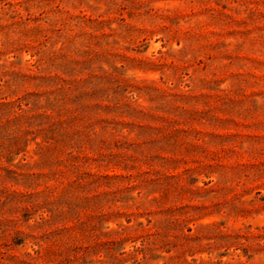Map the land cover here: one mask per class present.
Instances as JSON below:
<instances>
[{
  "label": "rangeland",
  "instance_id": "1",
  "mask_svg": "<svg viewBox=\"0 0 264 264\" xmlns=\"http://www.w3.org/2000/svg\"><path fill=\"white\" fill-rule=\"evenodd\" d=\"M35 29L41 34H35ZM96 40L97 50L109 52L110 62L95 63V68L85 64L81 74L79 66L72 72L67 62H84L88 57L82 52L94 47ZM31 46H40L47 55L54 51L57 65L44 62L37 69L32 65L37 56H32ZM97 66L110 71L116 67L114 73L128 85L122 92L125 102L153 107L159 116L170 115L166 102L202 114L208 110L204 119L193 122L200 132H188L199 138L200 145L195 151L199 153L190 155L187 167L195 168L196 160L219 162L223 167L214 169L209 177L194 175L192 190L182 192V201L175 203L183 205L188 214V221L181 220L175 232L184 228L183 232L190 235L185 254L179 259L169 258L181 251L172 248L169 252L155 251L142 261L141 254L132 256L133 245L138 243L128 241L99 247L100 256L85 250L77 254L70 251L75 259L70 264H264V0H0V77L7 73L5 79L10 80L8 73L16 72L51 78L50 87L41 88L33 81L23 84L18 80L21 85L9 82L10 87L5 88L8 98L52 91L57 87L56 77L77 85L89 80L88 72ZM88 80L83 83L85 87ZM211 116L220 122L207 124ZM124 121L131 120L125 117ZM129 138L135 139L136 132ZM34 148V142L30 143L25 161L33 162ZM22 157L19 153L12 163ZM90 162L86 169L102 174H135L147 167L136 165L125 170L123 165ZM179 166L177 172L185 167ZM8 180L0 190H25L21 181ZM137 194L134 191L131 195ZM153 195L158 196L154 193L150 197ZM141 202L137 198L134 203L130 200L111 206L115 210L121 205L123 212H131ZM144 207L157 209L155 204ZM0 208V222H5L13 210L7 201L0 203ZM89 213L80 212L83 219ZM39 214L28 221L22 212L15 214L20 221L10 227L9 235L6 233L9 247L4 264H19L20 260L68 264L64 253L58 258L49 253H61V249L45 238L38 243L31 237L24 244L13 243L16 230L42 235L43 230L34 226L40 221ZM125 220L111 217L99 230L109 232L112 239L116 235L111 231L119 223L126 224ZM138 220L145 222L144 217ZM107 249L110 256L104 255Z\"/></svg>",
  "mask_w": 264,
  "mask_h": 264
},
{
  "label": "trees",
  "instance_id": "2",
  "mask_svg": "<svg viewBox=\"0 0 264 264\" xmlns=\"http://www.w3.org/2000/svg\"><path fill=\"white\" fill-rule=\"evenodd\" d=\"M41 32L35 29V34ZM97 43L96 40L94 47L82 52L88 57L84 62L80 63L77 59L67 62L68 66H72V72L79 66L78 73L81 74L85 71L82 67L85 64L94 67L95 63L110 62L109 52L97 50ZM31 47L32 56H37L32 65L37 69H41L39 66L44 62L57 65L54 51L47 55L40 46ZM113 69L110 71L97 66V70L88 72L89 80L77 85L72 80L56 77L57 87L52 91L26 92L15 98H8L6 94L9 82L21 85L17 84L18 80L23 84L33 81L36 88H41L48 87L51 78L35 73L11 72L8 73L10 80H6L7 73L1 75L0 186H5L10 181L8 179H14L21 181L25 190H0V200L4 197L13 210H9L7 221L0 222V264H4L9 247L5 242L6 233L9 235L10 227L19 223L20 218L15 215L19 212L26 221L39 212L40 221H36L34 226L43 233L36 236L32 232L16 230L17 238L13 243L24 244L30 237L37 239L38 243L45 238L61 249V253H49L56 258L64 253L68 264L75 261L70 251L77 254L85 250L100 256L99 247L124 245L128 241L138 243L133 245L132 256L136 258L141 254L142 261L152 257L155 251L169 252L172 248L181 251L170 259H179L185 254L190 235L183 232L184 228L180 233L175 231L181 220L188 221V214L183 205L175 203L182 201V192L192 190L190 185L196 181L194 175L204 173L209 177L214 169L223 167L211 160H196L195 168L187 167L190 155L200 145L199 138L188 132H200L193 127V122H200L209 111L202 114L197 109L178 105L172 107L166 102L164 106H168L171 113L164 117L155 113L153 107L134 106L125 102L122 92L128 85L114 73L116 67ZM87 80L89 86L85 87L83 83ZM138 90L141 91V88ZM81 95H85L84 100H81ZM43 96L45 101L42 102ZM104 101L113 105H106ZM125 117L131 121L125 122ZM206 121L215 126L220 119L211 116ZM125 130L128 132L126 135L123 133ZM133 132H136V138L130 139ZM38 138L41 140L37 141ZM32 142L35 148L31 163L25 161L24 155ZM19 153H23V157L13 164ZM90 160L123 165L125 170L136 165L147 167L135 174H102L86 169V165L91 164ZM181 164L185 167L177 172ZM134 191H137V197L131 195ZM154 193L158 196L150 197ZM137 198L142 202L134 204L131 212H123L121 205L115 210L111 206L130 200L134 203ZM145 204H155L157 209L143 208ZM81 210L90 211L85 219L80 214ZM111 217L126 218V224L119 223L117 229L111 231L116 235L112 239L109 232L99 230L101 223ZM139 217H144L145 222L139 221ZM186 228L191 232L189 226ZM106 251L104 255L110 256L111 251ZM39 252L35 251L36 254ZM19 262L32 264L25 260Z\"/></svg>",
  "mask_w": 264,
  "mask_h": 264
}]
</instances>
